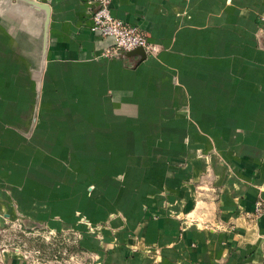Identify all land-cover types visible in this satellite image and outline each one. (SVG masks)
Returning a JSON list of instances; mask_svg holds the SVG:
<instances>
[{
    "label": "crops",
    "instance_id": "0c3cea01",
    "mask_svg": "<svg viewBox=\"0 0 264 264\" xmlns=\"http://www.w3.org/2000/svg\"><path fill=\"white\" fill-rule=\"evenodd\" d=\"M42 1L52 6L44 120L57 114L42 120L48 134L44 140L41 129L37 141L51 145L37 151L38 170L28 166L33 150L25 149L21 169L0 156V175L20 183V207L43 220L52 213L63 226L78 209L94 222L122 213L126 221L111 220L115 232L101 239L80 230L105 264H264V216L253 226L244 216L264 200V52L256 46L264 0H112L115 18L162 48L136 69L128 63L138 56L102 59L107 40L91 31L98 0ZM66 86L68 106L59 97ZM185 108L189 118L180 114ZM65 125L71 131L50 134ZM187 134L198 144L210 138L225 166L216 201L194 195L204 162L168 160ZM0 146L17 155L1 125ZM66 153L84 160L79 172L46 164ZM146 158L155 159L149 168ZM136 239L160 256L132 253Z\"/></svg>",
    "mask_w": 264,
    "mask_h": 264
},
{
    "label": "rangeland",
    "instance_id": "374dc122",
    "mask_svg": "<svg viewBox=\"0 0 264 264\" xmlns=\"http://www.w3.org/2000/svg\"><path fill=\"white\" fill-rule=\"evenodd\" d=\"M231 1L226 0L227 3ZM47 9L51 11L52 15V6L42 0H0V125L8 132L13 150L15 149L17 152V155H14L13 152L4 155V147L0 146V156L9 167L16 166L18 169H21V166L24 167L25 149L34 151V154L29 155L28 166L32 165L29 169L36 168L38 170L37 167L42 166L34 161L35 155L37 151H47L51 145L37 141L41 137V129L44 140L48 134V128L43 126L42 120L51 122L53 121L51 118L57 114L55 110L48 111L49 120H44L43 100L47 94L45 79L50 40L47 52L44 54L42 44L38 42L41 26L37 25L36 21L38 14L47 13ZM256 21L259 26L256 46L264 52V12L258 14ZM50 29L51 26L48 30L49 39ZM153 46L156 48V52L149 56L157 57L162 48L154 43ZM110 48L111 46L105 48L101 54L102 59H125L127 57L125 52H120L116 56H106V51ZM137 59V61L128 63V69H136L143 62L140 57ZM71 90L72 87L66 86L62 94L59 95L67 106L72 104ZM21 96L26 101L23 109L20 108ZM189 113L187 108L180 111V114L186 118H189ZM61 114H66V112L60 111L58 116ZM56 122L62 123V121ZM71 129L72 127L69 125L57 126L50 134H55L59 130L69 132ZM126 130L130 131L131 129ZM189 135L187 134L181 142L176 143L172 157L167 155L168 160L173 157L180 158L171 163L175 166H186L192 161L191 159L204 162L205 169L201 177L198 181L194 179L191 182L195 188L194 195L197 202L216 201L219 197L218 190L225 179V166L220 163L221 160L218 158V153L210 138H205L206 140L202 144H198V142L193 143ZM78 145L83 148L85 144ZM147 150L149 149H145V151ZM183 152L185 156L181 160ZM84 153L85 151L76 153V155L81 156ZM9 155L14 156L9 158ZM139 156H137L138 161L140 160ZM63 158L59 160L47 159L46 164L56 171L68 167L71 171L79 172L78 164L84 160L75 159L73 163L69 153H66ZM164 159L163 156L160 157V161H164ZM154 160L146 158L143 160L144 165L149 168L153 165ZM183 160H185L184 164H182ZM52 164H55L54 168ZM6 176V171L0 175V264H105L100 261V254L97 251H92L84 246L85 233L101 239L104 230L115 232L110 221L116 218L126 221L122 213L110 211L107 220L94 222L83 210L78 209L75 210L72 221L65 226L59 224L63 219L51 216L52 213L44 220L42 217L38 219V216L33 215V212L20 207L17 197L20 183H10L6 180ZM123 177L124 175L118 176V179L122 181ZM180 184H183V181H180ZM87 192L90 197L95 195V186H89ZM161 195V197H167L166 192ZM258 201H263V199ZM43 214L46 215V212ZM82 228H85V233L80 231ZM142 246L143 243L136 239L130 246V250L132 253L142 250L150 258L160 256L157 247L144 245L142 249Z\"/></svg>",
    "mask_w": 264,
    "mask_h": 264
},
{
    "label": "built area",
    "instance_id": "2783aa9c",
    "mask_svg": "<svg viewBox=\"0 0 264 264\" xmlns=\"http://www.w3.org/2000/svg\"><path fill=\"white\" fill-rule=\"evenodd\" d=\"M99 9L93 16L91 31L102 39L114 38L115 45L106 52V56H116L120 52H131L143 48L147 55L156 52L149 38L138 27L115 18L111 11L112 0H98ZM264 216V200L255 203V209L245 214L249 226H253Z\"/></svg>",
    "mask_w": 264,
    "mask_h": 264
},
{
    "label": "water",
    "instance_id": "95a60500",
    "mask_svg": "<svg viewBox=\"0 0 264 264\" xmlns=\"http://www.w3.org/2000/svg\"><path fill=\"white\" fill-rule=\"evenodd\" d=\"M50 18H51V11L47 9V13L42 12L41 14H38L37 21H36L37 25L41 26V28H40L41 34L38 38V42L40 44H42L44 54H46V52H47V45H48V41H49L48 30H49V26H50ZM106 40H107L106 41V47L115 45L116 41L114 38H107ZM125 55L127 57L138 56L141 58V61H144L147 58V53L143 48H138L134 51L126 52Z\"/></svg>",
    "mask_w": 264,
    "mask_h": 264
}]
</instances>
